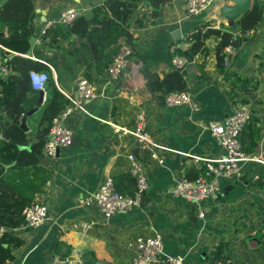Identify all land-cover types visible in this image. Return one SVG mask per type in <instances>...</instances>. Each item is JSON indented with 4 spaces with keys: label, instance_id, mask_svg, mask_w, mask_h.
I'll list each match as a JSON object with an SVG mask.
<instances>
[{
    "label": "crops",
    "instance_id": "crops-1",
    "mask_svg": "<svg viewBox=\"0 0 264 264\" xmlns=\"http://www.w3.org/2000/svg\"><path fill=\"white\" fill-rule=\"evenodd\" d=\"M258 1L263 13L261 25L238 49L226 70V78L216 71L215 47L219 39L215 36L205 42V52L185 66L187 89L199 105L198 111L165 108L156 93L160 103L152 101L145 90L142 72L154 73L160 80L164 73L174 70L169 47L175 45L178 52L186 50L191 44L189 36L199 27L218 28L226 26L228 20L236 24L241 16L231 15L236 4L220 0L210 12L188 17L184 0H165L156 20L132 26L135 42L128 68L105 89L104 97L87 104L88 114L76 113L70 119L71 146L59 150L53 160L40 159L52 177L35 201L48 204L49 219L36 229L18 234L23 244L14 251V259L4 264H48L56 256L70 259V264H131L135 239L156 233L163 238L161 258L181 257L183 264L223 258L234 264H264V189L254 186L264 176L263 166L246 164L239 179L221 182L218 197L205 204L203 220L188 202L168 192L178 177L193 180L200 175L204 167L201 160H213L220 155L222 150L207 126L230 116L233 101L247 105L252 118L258 120L261 140L254 156L264 160V0ZM252 4L250 0V7ZM36 9L39 33L41 17ZM50 16L47 13L46 19ZM175 30L181 34L177 43L171 36ZM35 40L33 48L40 42L36 37ZM28 59L36 60L33 49ZM5 61L0 49V68L5 67ZM82 71L75 67L73 76L64 79L62 89L54 70L52 77L62 94H70L78 79L83 78ZM91 82L101 91L103 74L93 75ZM42 99L44 103L46 92ZM139 110L145 113L152 141L165 148L156 151L162 164L149 160L148 151L140 150L129 138L113 133L110 124H131ZM131 154L144 165L148 182L144 205L119 212L102 225L94 212L78 205L79 200L107 178L129 194L132 180L127 177V156ZM91 221L96 225L85 231L78 227L81 222Z\"/></svg>",
    "mask_w": 264,
    "mask_h": 264
},
{
    "label": "trees",
    "instance_id": "trees-1",
    "mask_svg": "<svg viewBox=\"0 0 264 264\" xmlns=\"http://www.w3.org/2000/svg\"><path fill=\"white\" fill-rule=\"evenodd\" d=\"M164 2L102 0L90 9L88 16L78 17L67 29L55 25L40 35L36 28L35 0H6L3 4L0 0V46L6 60L3 65L8 71L7 78L0 77V121L5 120L6 128V139L0 137V264L12 261L14 251L23 244L13 231L24 221L23 210L35 201L52 177V172L40 164V158L52 120L68 105V100L56 86L49 66L55 71L60 88L66 77L73 76V69L77 66L83 69L82 77L89 81L93 75H102L122 44L134 48L132 26L156 20ZM262 19L259 1L253 0L250 10L237 20L236 29L199 27L189 36L190 46L178 53L187 59L188 64L192 63L197 55L205 52L207 39L217 37L216 71L226 78L224 47L232 43L239 49L249 40L250 36L244 34L258 30ZM31 37L40 39L39 45L33 48L36 60L11 57V53L25 55ZM82 38L87 41L75 45V40ZM33 70L47 74L44 103H41L40 93L30 86L28 74ZM152 90L162 103L165 95L171 92L188 91L185 67L164 73L153 84ZM237 103L241 102L231 104ZM30 111L34 114L27 118L29 131L25 132L19 125L21 118ZM258 124V120L252 118L239 136L241 150L248 155H254L261 140ZM127 177L132 180L129 194H133L134 180L129 174ZM254 186L264 189L263 175ZM115 189L127 194L118 187ZM143 198L144 195L140 205H144Z\"/></svg>",
    "mask_w": 264,
    "mask_h": 264
},
{
    "label": "built area",
    "instance_id": "built-area-1",
    "mask_svg": "<svg viewBox=\"0 0 264 264\" xmlns=\"http://www.w3.org/2000/svg\"><path fill=\"white\" fill-rule=\"evenodd\" d=\"M215 0H185L184 9L186 16L196 17L206 13ZM83 11L79 8L57 10L40 25V35L45 30L55 25L67 29L78 17L83 16ZM255 30H249L244 35L252 36ZM238 34V32L236 33ZM0 49H3L0 46ZM238 49L229 43L222 51L223 65L229 68L233 59L237 55ZM171 64L174 69H182L187 64L186 58L178 54L175 45L169 47ZM133 49L125 44L120 46L118 53L103 73V89L98 91L95 85L85 79L80 78L76 82L75 88L70 94H63L68 100V105L52 120V124L45 141L42 156L45 161L56 158L59 150L66 149L72 144L73 130L68 125L70 119L76 113L85 115L87 104L95 102L99 97H104L105 89L117 82L123 72L128 68ZM52 70V67L49 66ZM8 76L6 67L0 68V77L5 79ZM28 80L32 90L45 94V87L48 80L47 74L39 71H30ZM136 105L134 100L130 102ZM165 108H189L198 111L199 105L189 91L171 92L163 99ZM253 115L251 109L241 103L231 104V115L223 121L210 122L207 130L212 138L221 148L220 155L213 160L203 161V171L194 180L184 177L175 179L169 189V194L188 202L197 217L201 220L205 217V204L211 199L218 197L221 182L237 180L241 177L242 169L246 164L258 163L264 167V160L254 155H248L241 150L239 136L243 128L250 122ZM113 133L118 137H127L138 145L142 151H148V159L156 160L162 164V160L157 155L160 146L156 145L147 130V119L144 111L139 110L134 114L131 124L114 125L110 124ZM129 161L128 173L134 180L133 194H122L115 189L112 179L107 178L94 191L79 200V206L94 212L102 225L119 212H129L140 206L141 199L148 189V182L144 172V165L138 161L134 155L127 156ZM49 206L46 203L34 201L23 210V223L14 230V235L18 236L24 231H29L42 226L49 219ZM96 225L95 221L89 223H79L78 227L85 231L87 228ZM163 238L156 233L152 236H139L135 239L134 253L131 264H183L181 257L161 258L163 252ZM48 264H70V259L60 256L54 257ZM202 264H234L230 259L222 261L206 260Z\"/></svg>",
    "mask_w": 264,
    "mask_h": 264
},
{
    "label": "water",
    "instance_id": "water-1",
    "mask_svg": "<svg viewBox=\"0 0 264 264\" xmlns=\"http://www.w3.org/2000/svg\"><path fill=\"white\" fill-rule=\"evenodd\" d=\"M5 1L6 0H1V4H3ZM219 1L220 0H215L206 12H208V11L210 12L212 10V8L214 7V5H217ZM232 1L236 4V7L231 12L232 16H234V17L236 15L242 16L243 14H245L247 11L250 10V0H232ZM79 5H80V0H40L39 1V7L36 9V13L41 17L40 24H42L46 20V14L47 13L50 15L53 11H57V10L64 11L66 9L78 8ZM226 27L231 28V29H236L235 21L234 20H228ZM171 36H172L173 41L175 43H177L181 38L180 31L179 30L173 31ZM35 41H36L35 37L30 38L29 49L25 54V56H26L25 58H30L32 56V49H33V46L35 44ZM86 41L87 40L85 38L76 39L75 45H78L80 43H84ZM13 56H15V54L11 55V57H13ZM142 77L145 80L146 92L149 94L152 101L159 104L160 100L155 96V94L152 90V85L158 81L157 75L144 70L142 72ZM39 93L41 95V103H42V100H43L42 98H43L44 94L41 92H39ZM33 114H34V111H30L25 116H23L21 118L19 127L22 130H24L25 132L29 131L27 124H26L27 118H29ZM0 128H1V136L0 137L3 139H6V133H5L6 128H5L3 121H0ZM3 246L6 247V245H3ZM95 264H106V263L96 262Z\"/></svg>",
    "mask_w": 264,
    "mask_h": 264
},
{
    "label": "rangeland",
    "instance_id": "rangeland-1",
    "mask_svg": "<svg viewBox=\"0 0 264 264\" xmlns=\"http://www.w3.org/2000/svg\"><path fill=\"white\" fill-rule=\"evenodd\" d=\"M37 0H35L36 2ZM40 1V0H39ZM99 0H80V5H79V9H81L83 11L84 16H88L90 13V9L97 5ZM185 2V0H184ZM37 7V5H36ZM38 7H39V2H38ZM211 26V25H208ZM212 27V26H211ZM214 140V139H213Z\"/></svg>",
    "mask_w": 264,
    "mask_h": 264
},
{
    "label": "bare ground",
    "instance_id": "bare-ground-1",
    "mask_svg": "<svg viewBox=\"0 0 264 264\" xmlns=\"http://www.w3.org/2000/svg\"><path fill=\"white\" fill-rule=\"evenodd\" d=\"M127 138V137H126Z\"/></svg>",
    "mask_w": 264,
    "mask_h": 264
},
{
    "label": "clouds",
    "instance_id": "clouds-1",
    "mask_svg": "<svg viewBox=\"0 0 264 264\" xmlns=\"http://www.w3.org/2000/svg\"><path fill=\"white\" fill-rule=\"evenodd\" d=\"M53 70V69H52Z\"/></svg>",
    "mask_w": 264,
    "mask_h": 264
}]
</instances>
